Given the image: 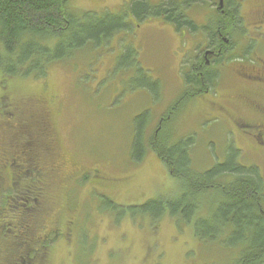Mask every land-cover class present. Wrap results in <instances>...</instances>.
Listing matches in <instances>:
<instances>
[{
    "label": "rangeland",
    "instance_id": "374dc122",
    "mask_svg": "<svg viewBox=\"0 0 264 264\" xmlns=\"http://www.w3.org/2000/svg\"><path fill=\"white\" fill-rule=\"evenodd\" d=\"M128 2L70 0L69 8L77 14L89 10L119 13ZM212 10L192 7L187 14L200 24ZM240 10L250 22L249 12L254 9L244 4ZM127 29L105 46L84 48L68 64L52 67L42 81L0 75V101L5 103L4 115H0V166L20 150L17 143L24 140L21 123L45 113L51 138L44 139L48 154H41L38 161L45 167L47 199L35 221L51 225L54 217L61 228H69L71 219L79 223L78 229L61 231L46 264L231 263L235 251L216 245L201 248L192 233L194 219L209 214L218 196L202 197L193 220L179 228L168 214L155 222L137 214L131 218L136 210L130 207L180 192L179 181L150 149L140 163L133 162V118L149 112L146 133L155 132L163 114L186 92L183 74L187 66L183 64L199 54L198 46L206 38L188 33L180 38L170 24L159 19L133 22ZM126 47L137 51L134 62L121 59ZM221 76L208 92L183 101L161 131L162 140L171 143L191 137V164L200 172L223 162L231 148L238 149L237 161L258 167L264 182V147L231 115L258 118L250 108L232 109L238 87L245 86L238 80L245 79L225 66ZM149 78L158 81V89L141 85L145 80L148 84ZM252 96L264 100L259 89ZM9 105L14 106V118ZM67 199L75 210L67 209ZM5 245L0 241V264L7 260Z\"/></svg>",
    "mask_w": 264,
    "mask_h": 264
},
{
    "label": "trees",
    "instance_id": "16d2710c",
    "mask_svg": "<svg viewBox=\"0 0 264 264\" xmlns=\"http://www.w3.org/2000/svg\"><path fill=\"white\" fill-rule=\"evenodd\" d=\"M155 2L130 0L119 13L104 11L99 14L89 10L77 14L69 8L70 0H0V75L4 79L42 81L52 67L68 64L84 48L105 46L114 35L127 31L133 22L126 23L124 17H132L135 23L159 19L170 24L180 38L188 33L203 35L206 41L210 37L204 32L211 33L215 26L227 23L226 27H231L228 38H232L235 45L232 55L227 58L224 55L217 65L210 64L199 70L193 68L200 64L204 66L198 54L183 64V67L187 66L183 74L186 92L163 114L154 133H146L149 112L144 111L133 118L130 147L133 162L140 163L150 149L165 164L169 174L179 181L180 192L177 196H157L134 205L130 210L136 211L130 215L133 220L137 214L155 222L168 214L179 228L181 223L188 224L193 220L202 197L218 196L209 214L193 221L192 233L202 244L201 248L216 245L236 252L231 263L220 260V264H264V182L258 167L241 165L237 161L239 150L231 148L223 162L200 172L191 164V137L168 143L161 136V131L185 99L208 92L221 80L224 67L219 66H223L222 62L225 68L230 67L242 76L243 81H260L253 78L259 75L257 58L244 32L248 18L237 5H232L228 9L230 19L227 22L220 10L210 8L208 0ZM192 7L213 10L200 25L187 14ZM249 13L251 17V11ZM136 55V50L126 47L120 57L134 62ZM233 61L239 62L232 66ZM196 71H201L202 78ZM141 85L158 89L155 80L148 84L145 80ZM9 106L14 118V106ZM0 108L3 116L4 102ZM46 116L36 113L26 119L25 124L21 123L20 136L24 140L17 143L20 150L0 166V241L6 244L5 264H46L52 243L62 236L61 231L67 233L72 228L78 229L76 219L69 220V228H61L54 217L51 225L43 226L35 221L44 212L47 199L45 167L38 161L41 154H48L44 139L51 138ZM74 179L76 181L77 176ZM108 204L114 207V203ZM66 206L75 210L69 201Z\"/></svg>",
    "mask_w": 264,
    "mask_h": 264
},
{
    "label": "flooded vegetation",
    "instance_id": "af4514ba",
    "mask_svg": "<svg viewBox=\"0 0 264 264\" xmlns=\"http://www.w3.org/2000/svg\"><path fill=\"white\" fill-rule=\"evenodd\" d=\"M180 1L184 2V0ZM208 2L210 4V8L220 10V13L225 15L227 22L230 19L228 16L230 13L228 9L232 5H237L241 8L244 4H246L250 5L254 9V11H251L252 20L248 22L246 27H244V32L247 36V40L251 42L250 46L253 47V54L257 58L256 64H258L259 75H254L253 78H257L260 81L257 83L243 81L245 86L238 87L239 91L235 95V99H233L235 103L232 105V109H235L237 106L238 108L241 106L250 108L253 113L258 115V118L256 120H247L240 118L232 112L231 115L235 117V121L239 126L247 130L246 133L252 136L261 146L264 147V100L255 99L252 96L255 88L259 89L260 93L264 96V0H208ZM130 18L132 22H134L133 18ZM137 26L140 25L137 24ZM226 26L227 23L225 26H215L213 32L211 33H208V31L204 32L205 36L210 37L209 40L200 45V53L198 54L199 60L204 64V66L201 64L199 66H193L195 70L208 67L210 64H212V66L213 64L217 65L218 61L224 55L226 58L229 55H232L235 45L232 38H228L231 27L229 28ZM222 65L223 66H218L224 67V62H222ZM197 74L200 78H202L201 71H198ZM249 86H252L253 88H250L251 90H249ZM248 99L249 101H247Z\"/></svg>",
    "mask_w": 264,
    "mask_h": 264
}]
</instances>
